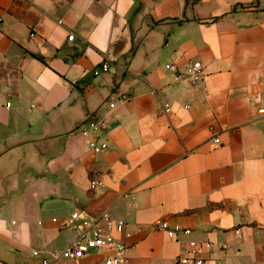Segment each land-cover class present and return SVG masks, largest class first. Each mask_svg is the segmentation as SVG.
<instances>
[{
	"label": "crops",
	"instance_id": "0c3cea01",
	"mask_svg": "<svg viewBox=\"0 0 264 264\" xmlns=\"http://www.w3.org/2000/svg\"><path fill=\"white\" fill-rule=\"evenodd\" d=\"M104 213L128 264H264V0H0V264H106L60 256Z\"/></svg>",
	"mask_w": 264,
	"mask_h": 264
},
{
	"label": "built area",
	"instance_id": "2783aa9c",
	"mask_svg": "<svg viewBox=\"0 0 264 264\" xmlns=\"http://www.w3.org/2000/svg\"><path fill=\"white\" fill-rule=\"evenodd\" d=\"M73 38L74 35L70 34L69 39L72 40ZM109 67L110 62L106 60L102 65V69L108 70ZM166 67L180 77L187 75L194 82L201 81L205 75L204 65L199 60L190 62L188 70L185 73H182L175 63H168ZM95 73L98 74L99 70H96ZM122 98L125 97L123 96ZM115 104V101H111L109 104L110 108H113ZM164 111L170 112L171 108L166 107ZM105 119L88 120L82 128V132L89 136L88 148L95 153H102L108 148V144L105 141L99 140L100 130L104 126ZM210 130L213 131V127H210ZM213 141L219 143L220 136L215 134ZM99 184H101V180L98 178L91 181L92 188H95ZM78 218H80V212H74L69 224ZM125 224L124 219L115 218L109 213L102 214L96 220L83 218L77 231V237L61 252L60 256L75 259L84 256L92 250H96L105 253L106 264H128L131 246L116 236V232L121 233L124 231ZM159 225L170 238H176L178 233L183 230L180 224L175 223L170 225L168 220H161ZM92 229H95L94 236L91 233ZM239 231V229L236 230L237 233ZM212 246L213 243L210 241L191 240L181 250L173 264H206L208 260L206 253ZM223 246L225 247L226 245L224 244ZM39 253L40 251L38 250L33 252L34 255H38ZM44 263L48 264L49 262L48 260H44Z\"/></svg>",
	"mask_w": 264,
	"mask_h": 264
}]
</instances>
